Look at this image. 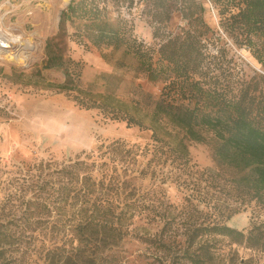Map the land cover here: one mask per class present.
<instances>
[{
    "label": "trees",
    "instance_id": "trees-1",
    "mask_svg": "<svg viewBox=\"0 0 264 264\" xmlns=\"http://www.w3.org/2000/svg\"><path fill=\"white\" fill-rule=\"evenodd\" d=\"M87 1L70 0L61 12L58 33L45 44L46 67L63 71L66 89L84 91L80 62L52 49V39L67 24H83V36L96 47L120 51L147 81L163 85L155 96L128 102L148 114V124L106 104L109 111L80 98L77 105L101 108L107 119L148 130L150 140L142 145L113 139L67 160L18 164L12 190L0 200V264H29L36 255L43 264H117L112 252L125 237L136 236L137 220L162 223L158 235L139 238L163 250L172 264H244L235 251L227 256L224 243L264 253V221L244 233L228 226V215L216 205L200 207L185 194L179 203L164 197V183L175 185L193 171L190 144L206 143L212 167L200 172L207 174L205 184L264 205V73L223 81L211 75L227 45L204 19L211 3L218 31L233 46L248 49L264 71V0H113L115 18ZM123 3L128 30L118 7ZM175 14L180 22L172 27ZM136 17L148 24L152 41L134 35ZM168 172L170 180L164 178ZM185 215L184 239L174 240L169 233Z\"/></svg>",
    "mask_w": 264,
    "mask_h": 264
},
{
    "label": "rangeland",
    "instance_id": "rangeland-1",
    "mask_svg": "<svg viewBox=\"0 0 264 264\" xmlns=\"http://www.w3.org/2000/svg\"><path fill=\"white\" fill-rule=\"evenodd\" d=\"M69 1L0 0V200L5 201L8 191L12 190V178L19 176L17 166L20 163L67 160L113 139L122 138L128 143L142 145L150 140L151 132L148 130L135 126L127 128L123 121L107 119L99 110L101 108L85 110L77 105L75 98L97 103L105 111L112 109L117 112L120 108L121 111L140 116L148 124V114L139 106L134 109L132 103L128 102L130 99L142 100L147 95L155 96L163 85L161 82L147 81L143 73L133 67L129 57H124L120 51L114 52L104 45L96 47L83 36L86 30H83V24H67L66 31L59 38L52 39V49L80 62V88L84 91L66 89L63 86V71L46 67L48 48L45 44L58 33L60 14ZM204 1L207 3V0ZM87 2L90 4L91 0ZM92 2L103 8L110 18L111 15L116 17L118 8L111 6L113 0ZM119 5L128 30L131 24L128 9L124 3ZM172 19L171 26H177L180 22L177 15ZM204 19L227 45L211 69V75L223 81L226 78L234 79L241 73L249 76L264 73L262 64L248 49L233 46L218 31L219 18L211 3L206 5ZM133 33L146 43L152 41L149 26L141 18H134ZM212 49L216 51V48ZM88 85L93 87L87 89ZM95 90L99 93L103 91V94L97 95ZM139 91L143 92V97ZM210 149L211 146L206 143L190 144L188 150L193 171L179 178L175 185L167 186L164 183V197L179 203L185 194L191 203L200 207L205 204L212 209L216 205V210L228 215L225 221L228 226L246 233L253 223L264 221V205L247 197L233 199L228 196L227 189L205 184L207 174L201 175L200 172L212 167ZM169 174L166 173V180H170ZM187 217L181 216V223L174 224L176 227L169 233L172 239L183 241V221ZM136 222L137 230L132 231L136 236L125 237L112 252L116 256V263L172 264L170 256L163 250L139 238L144 234L158 235L162 223L153 220ZM173 246L171 250L174 251ZM224 250L229 252V257L234 251L237 252L236 258L244 264H264V253L225 243ZM29 264H43V260L36 255ZM177 264L188 263L180 261Z\"/></svg>",
    "mask_w": 264,
    "mask_h": 264
}]
</instances>
